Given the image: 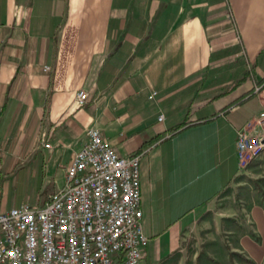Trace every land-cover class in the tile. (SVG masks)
<instances>
[{
	"label": "crops",
	"instance_id": "1",
	"mask_svg": "<svg viewBox=\"0 0 264 264\" xmlns=\"http://www.w3.org/2000/svg\"><path fill=\"white\" fill-rule=\"evenodd\" d=\"M262 113L264 0H0V212L43 206L93 128L141 155L143 231L172 256Z\"/></svg>",
	"mask_w": 264,
	"mask_h": 264
},
{
	"label": "built area",
	"instance_id": "2",
	"mask_svg": "<svg viewBox=\"0 0 264 264\" xmlns=\"http://www.w3.org/2000/svg\"><path fill=\"white\" fill-rule=\"evenodd\" d=\"M76 99L82 106L87 95ZM235 145L241 170L264 160V113L237 131ZM140 156H119L89 129L43 206L0 212V264H144Z\"/></svg>",
	"mask_w": 264,
	"mask_h": 264
},
{
	"label": "rangeland",
	"instance_id": "3",
	"mask_svg": "<svg viewBox=\"0 0 264 264\" xmlns=\"http://www.w3.org/2000/svg\"><path fill=\"white\" fill-rule=\"evenodd\" d=\"M68 161L64 156L63 167ZM195 174L187 177L191 183ZM210 199L184 210L202 217L172 256L161 252L157 260L148 241L144 264H264V161L252 162L220 197Z\"/></svg>",
	"mask_w": 264,
	"mask_h": 264
}]
</instances>
